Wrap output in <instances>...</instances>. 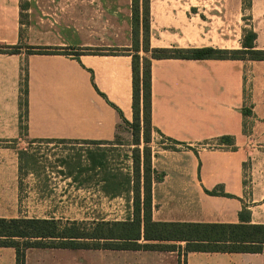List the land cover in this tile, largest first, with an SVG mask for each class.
<instances>
[{
    "label": "crops",
    "instance_id": "crops-1",
    "mask_svg": "<svg viewBox=\"0 0 264 264\" xmlns=\"http://www.w3.org/2000/svg\"><path fill=\"white\" fill-rule=\"evenodd\" d=\"M236 14L239 19L223 29L235 31L234 38L218 33L208 43L215 33L201 27L198 39L202 33L206 43L195 44L197 30L188 24L175 30L171 43L157 44L151 26L150 46L240 49L245 30H252L255 48L264 50V0H250L248 7L240 0ZM84 21L82 0H27L24 9L20 0H0V45L20 46L16 54L0 53V219L77 221L67 220L66 208L81 204L84 193L95 205L124 204L123 219L92 221L131 217V193L110 189L121 172L110 164V152L127 148L120 170L130 179L132 135L118 133L119 143L127 144H117L115 136L116 108L132 121V58L107 50L129 49L131 41ZM29 47L100 50L76 58L30 53ZM247 123L251 132H245ZM151 124L153 221L240 224V213L249 212L247 223L264 226V61L152 60ZM36 150L44 153L43 165L32 161ZM78 157L81 165L69 164ZM15 263V249L0 247V264ZM184 263L264 264V253L29 248L24 262Z\"/></svg>",
    "mask_w": 264,
    "mask_h": 264
},
{
    "label": "trees",
    "instance_id": "trees-1",
    "mask_svg": "<svg viewBox=\"0 0 264 264\" xmlns=\"http://www.w3.org/2000/svg\"><path fill=\"white\" fill-rule=\"evenodd\" d=\"M245 6L250 0H244ZM150 0H131V55L132 68V121L128 122L116 108L119 122L115 141L119 143V131L132 135L135 147L131 150L132 172L121 176L117 173L110 186L115 194L131 193V217L121 221L85 222L54 219H0V247H12L16 263L24 264L25 251L29 248L113 249L186 252H249L264 253V226L252 225L249 212L240 213L244 223H181L155 222L151 218V61L161 59L185 60H259L264 61V50L255 48L256 34L245 30L240 49L203 47H151ZM20 46L0 45V53L16 54ZM37 54H98L92 49L66 53L53 47H29ZM130 50V49H125ZM145 55L140 63L138 52ZM110 53L115 51H109ZM100 95L104 96L100 93ZM112 105L111 103H109ZM26 106V88L23 89L21 107ZM113 106V105H112ZM247 112L245 111V114ZM144 144L142 150L139 148ZM99 165L103 161L99 160ZM112 179V178H111ZM126 186L125 188H122ZM130 186V187H129ZM216 193V192H213ZM183 243V249L181 244ZM185 264V263H184Z\"/></svg>",
    "mask_w": 264,
    "mask_h": 264
},
{
    "label": "rangeland",
    "instance_id": "rangeland-1",
    "mask_svg": "<svg viewBox=\"0 0 264 264\" xmlns=\"http://www.w3.org/2000/svg\"><path fill=\"white\" fill-rule=\"evenodd\" d=\"M27 0H20L21 8H25ZM83 10L85 15V25L87 23L91 26L92 30H96L102 33H106L107 30L110 37H118L120 40L127 42L131 41V21H130V5L131 0H82ZM240 0H150V39L152 36L151 26L153 28L154 41L157 44H169L171 43V37L174 34L175 30L178 27L182 26H194L197 30L196 36L197 39L198 31L202 30L201 27H205L208 30H212L215 34L213 37L208 38L212 42L218 33H225L224 38H234L235 31L225 29V27H232V24L235 23L236 18L239 19L240 15L236 14V7L239 8ZM194 9V10H192ZM23 21L26 20L25 14H21ZM244 23L249 24V14L248 10L244 12ZM113 27L115 28L112 31ZM102 30V31H101ZM114 32V34H113ZM203 40H197L195 44L206 43L205 36L200 33ZM107 36V37H109ZM117 38V39H118ZM118 39V40H119ZM119 40V41H120ZM121 41V42H122ZM218 43V42H215ZM220 45L230 46L229 42L227 44L221 43ZM131 47V43H130ZM130 50L121 49H107L108 51H115L118 53H131L135 52L132 48ZM96 52H99L100 49H94ZM129 51V52H128ZM140 57V63L142 64V58L144 56L149 57V54L145 55L142 50L138 52ZM245 132H251V125L247 123L245 127ZM121 135L127 134L126 131H119ZM120 144H127L125 142ZM141 145V144H140ZM144 146V145H143ZM141 145L140 147L143 148ZM117 151L114 153L110 152V159L114 158V161H110L111 165H114L115 169L121 174L118 178H122L124 171L120 170L124 168V165L127 166V163L124 162V151H127V148H116ZM133 149V148H132ZM43 151L36 150L32 152V161L35 159L36 165H43ZM107 162V161H106ZM81 165L80 159L75 161L69 160V164ZM85 177V176H84ZM78 205H68L66 208V218L67 220H85L86 224L92 223L94 219L108 217V220L112 219H123V208L124 204L120 203L121 201L117 200L115 203L117 205L110 207L105 204L95 205L92 201V198L84 193V198L79 200ZM41 207L32 210L31 213H36L41 211ZM65 213V209L62 207V215ZM64 222V220H63Z\"/></svg>",
    "mask_w": 264,
    "mask_h": 264
}]
</instances>
